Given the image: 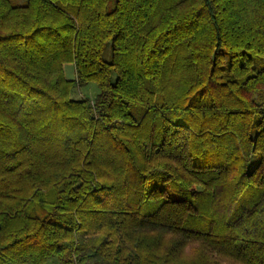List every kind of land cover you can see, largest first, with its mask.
<instances>
[{
  "label": "trees",
  "instance_id": "1",
  "mask_svg": "<svg viewBox=\"0 0 264 264\" xmlns=\"http://www.w3.org/2000/svg\"><path fill=\"white\" fill-rule=\"evenodd\" d=\"M52 260L264 264V0H0V264Z\"/></svg>",
  "mask_w": 264,
  "mask_h": 264
},
{
  "label": "rangeland",
  "instance_id": "2",
  "mask_svg": "<svg viewBox=\"0 0 264 264\" xmlns=\"http://www.w3.org/2000/svg\"><path fill=\"white\" fill-rule=\"evenodd\" d=\"M16 3L24 4L26 0H15ZM104 58L107 60L111 59V43H109L106 47V50L104 51ZM65 71L68 74H70L71 67H66ZM100 90L96 83H90L88 85L77 87L74 91L73 97L74 98H81V97H87L90 99H94L98 94ZM57 261L52 260L48 264H55Z\"/></svg>",
  "mask_w": 264,
  "mask_h": 264
},
{
  "label": "crops",
  "instance_id": "3",
  "mask_svg": "<svg viewBox=\"0 0 264 264\" xmlns=\"http://www.w3.org/2000/svg\"><path fill=\"white\" fill-rule=\"evenodd\" d=\"M71 67V71H70V74L67 75L66 71H65V75L66 77L69 79V80H73L76 78V69H75V65L74 64H71V63H68V64H65L64 66V70L66 67Z\"/></svg>",
  "mask_w": 264,
  "mask_h": 264
}]
</instances>
